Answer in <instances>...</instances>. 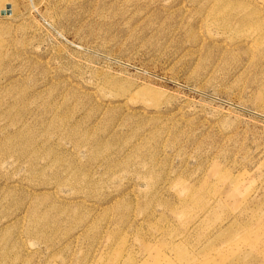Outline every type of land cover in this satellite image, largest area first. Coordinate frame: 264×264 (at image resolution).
I'll return each mask as SVG.
<instances>
[{
  "label": "rangeland",
  "instance_id": "rangeland-1",
  "mask_svg": "<svg viewBox=\"0 0 264 264\" xmlns=\"http://www.w3.org/2000/svg\"><path fill=\"white\" fill-rule=\"evenodd\" d=\"M0 264H264V0H0Z\"/></svg>",
  "mask_w": 264,
  "mask_h": 264
},
{
  "label": "bare ground",
  "instance_id": "bare-ground-1",
  "mask_svg": "<svg viewBox=\"0 0 264 264\" xmlns=\"http://www.w3.org/2000/svg\"><path fill=\"white\" fill-rule=\"evenodd\" d=\"M35 6V5H34ZM2 11H4V10H2ZM44 19V18H43ZM47 23H48V25H50V27H52V29H54V30H56V32L62 37V38H64L65 40H67V38L65 37V35H63L60 31H58L52 24H50L46 19H44ZM68 41V40H67ZM70 42V41H69ZM71 44H74L75 46H78V47H81V48H85V47H83V46H80V45H76L75 43H73V42H70ZM85 49H87V50H90V49H88L87 47L85 48ZM90 51H92V50H90ZM112 59V58H111ZM117 62V61H116ZM255 114H258V113H256V112H254Z\"/></svg>",
  "mask_w": 264,
  "mask_h": 264
},
{
  "label": "water",
  "instance_id": "water-1",
  "mask_svg": "<svg viewBox=\"0 0 264 264\" xmlns=\"http://www.w3.org/2000/svg\"><path fill=\"white\" fill-rule=\"evenodd\" d=\"M1 14H2V15H4L5 13H4V12H2Z\"/></svg>",
  "mask_w": 264,
  "mask_h": 264
}]
</instances>
